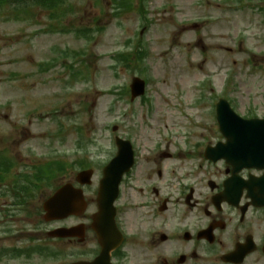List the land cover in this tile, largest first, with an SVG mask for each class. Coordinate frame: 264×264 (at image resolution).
<instances>
[{"label":"rangeland","instance_id":"obj_1","mask_svg":"<svg viewBox=\"0 0 264 264\" xmlns=\"http://www.w3.org/2000/svg\"><path fill=\"white\" fill-rule=\"evenodd\" d=\"M147 4L152 23L145 29L135 11L122 20L115 18L111 0H66L75 11L68 17L64 13L60 25L40 6L28 14L0 8V151L8 147L22 160L41 163L59 151V161L72 163L83 158L84 146L89 157L103 162L117 125L119 135L132 133L142 142L145 161L153 157L155 142L168 140L159 129L180 142L183 139L176 135L202 134L205 122L208 135L214 133L213 113L202 114L209 106L193 109L192 104L198 97L196 84L210 74L215 93L224 91L227 77L233 76L228 97L235 100L238 113L246 115L255 108L264 115V0H148ZM80 27L96 32L100 27L103 32L88 41L72 32ZM141 32L149 49L146 75L155 106L152 117L147 106L128 107L126 99H119L116 92L128 87L135 74L123 68L115 71L110 59L128 40L136 43ZM63 51L69 54L67 64L73 62V53L87 52L89 82H75L62 64L40 72L46 61L60 60ZM193 73L199 75L188 88L187 77ZM178 88L185 90L172 96ZM209 92L205 88V101ZM122 113L129 114L125 126ZM78 127L85 133L80 134ZM73 176L69 172L64 181Z\"/></svg>","mask_w":264,"mask_h":264},{"label":"flooded vegetation","instance_id":"obj_2","mask_svg":"<svg viewBox=\"0 0 264 264\" xmlns=\"http://www.w3.org/2000/svg\"><path fill=\"white\" fill-rule=\"evenodd\" d=\"M196 155L203 171L187 175L180 187L173 185L169 197H161L167 183L162 172L143 176L136 160L117 201V225L124 240L113 253L115 263L264 264V191L241 181L259 171L232 177L225 163L208 162L200 149ZM140 184L146 188L138 190ZM90 205L96 208V200ZM71 219L75 221L60 222L57 228L77 227L78 219ZM93 234L92 246L99 249ZM52 240L60 255L64 245L78 249V238ZM24 244L20 236L13 242L0 238V264H46L45 252L24 251Z\"/></svg>","mask_w":264,"mask_h":264},{"label":"water","instance_id":"obj_3","mask_svg":"<svg viewBox=\"0 0 264 264\" xmlns=\"http://www.w3.org/2000/svg\"><path fill=\"white\" fill-rule=\"evenodd\" d=\"M219 119L222 121V124L224 125V126H222V128L223 129H225L229 124H228V122L230 121V120H233L234 119V117L230 114V113H228V114H225L224 112H219ZM224 133L227 135V136H230V133H228L227 132V130H224ZM233 142V141H232ZM224 151H225V153H226V155H229L231 152H234L235 151V149H233V148H231V147H227L226 149H224ZM243 153H245V154H247L248 153V155H246V156H244V157H246L248 160H251V156L252 157H254V156H256L257 155V153H260V155H262V156H264V150H262V149H260V150H258V151H249V150H247L246 148H244L243 150H241ZM117 163H115L114 165H116ZM100 262H104L105 264H107V259H104V260H102V261H100ZM99 262V263H100Z\"/></svg>","mask_w":264,"mask_h":264},{"label":"trees","instance_id":"obj_4","mask_svg":"<svg viewBox=\"0 0 264 264\" xmlns=\"http://www.w3.org/2000/svg\"><path fill=\"white\" fill-rule=\"evenodd\" d=\"M5 1H7V0H0V2H5Z\"/></svg>","mask_w":264,"mask_h":264}]
</instances>
